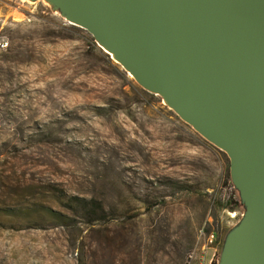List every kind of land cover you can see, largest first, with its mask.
<instances>
[{"label": "rangeland", "instance_id": "obj_1", "mask_svg": "<svg viewBox=\"0 0 264 264\" xmlns=\"http://www.w3.org/2000/svg\"><path fill=\"white\" fill-rule=\"evenodd\" d=\"M0 41V264H188L201 230L220 264L245 213L228 158L54 4L0 0Z\"/></svg>", "mask_w": 264, "mask_h": 264}, {"label": "water", "instance_id": "obj_2", "mask_svg": "<svg viewBox=\"0 0 264 264\" xmlns=\"http://www.w3.org/2000/svg\"><path fill=\"white\" fill-rule=\"evenodd\" d=\"M53 4L95 42L115 48L144 91L164 92L169 110L227 156L249 209L220 264H264V0Z\"/></svg>", "mask_w": 264, "mask_h": 264}, {"label": "bare ground", "instance_id": "obj_3", "mask_svg": "<svg viewBox=\"0 0 264 264\" xmlns=\"http://www.w3.org/2000/svg\"><path fill=\"white\" fill-rule=\"evenodd\" d=\"M46 1H48L50 4L55 3V0H46ZM63 19H64V21H65L66 23H68V24H70V25L80 27V26L75 22L74 18H73L71 15H69V14H68V15H64V16H63ZM80 28H81V27H80ZM94 36H96V35H94ZM95 43H96V45L98 46V48H100V49L102 50L103 53H105L106 55H108V56L111 58V60L114 61L116 64H118V65H122L123 69L126 70V71L128 72V75H129L130 77H133V75H132V73L129 71V69L126 68V67L122 64V62H121V60H120V58H119V56H118V52H117V50H116L115 48L110 47V46L104 44V43H103L101 40H99L98 38H97V40H96ZM122 67H121V68H122ZM150 92H151V94H153L155 97H156V96L159 97V98L163 101L164 104H166L171 110H173V107H172V105L169 103V101H168V99H167V97H166V95H165L164 92H162V91H160V90H151ZM246 207H247V209H246V211H245V213H244V215H243V220H242V222H241L242 225H243V224L246 222V220H247V211H248V209H249V208H248V204H246ZM239 230H240V228L236 231V233H238Z\"/></svg>", "mask_w": 264, "mask_h": 264}, {"label": "built area", "instance_id": "obj_4", "mask_svg": "<svg viewBox=\"0 0 264 264\" xmlns=\"http://www.w3.org/2000/svg\"><path fill=\"white\" fill-rule=\"evenodd\" d=\"M8 48V43L4 41H0V50H6ZM200 238H203L204 244L200 249H194L187 257L188 264H213L215 258V250L213 248V244L215 241L214 234L209 233L205 234L203 230L199 232ZM211 250L213 253L211 254L210 259L206 262L205 260V251Z\"/></svg>", "mask_w": 264, "mask_h": 264}, {"label": "trees", "instance_id": "obj_5", "mask_svg": "<svg viewBox=\"0 0 264 264\" xmlns=\"http://www.w3.org/2000/svg\"><path fill=\"white\" fill-rule=\"evenodd\" d=\"M105 58L108 59V56H105ZM122 77H123L124 80H126L124 75H122ZM139 93L142 94V95H147V93L145 91H143V90H139ZM219 152H220L221 155H223V156L225 155L223 152H221V151H219ZM75 202L76 203H80L79 206H81V209L80 208L79 209L82 210L85 213V216L89 217V219L91 221H93V222H95L96 220H99V219H95V216L97 214H100V216H103V214L105 213L103 208L101 206L97 207L95 205V202H93V201H87V200H84V199H75ZM92 216H94V219H91ZM58 217L62 218L61 216H58Z\"/></svg>", "mask_w": 264, "mask_h": 264}]
</instances>
